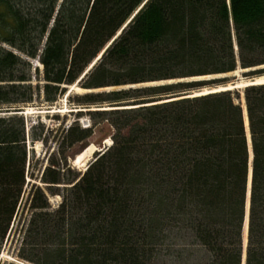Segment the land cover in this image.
<instances>
[{
	"label": "trees",
	"instance_id": "16d2710c",
	"mask_svg": "<svg viewBox=\"0 0 264 264\" xmlns=\"http://www.w3.org/2000/svg\"><path fill=\"white\" fill-rule=\"evenodd\" d=\"M35 59L41 87L31 83ZM238 65H264V0H0V106L11 113L0 116V251L26 183L27 120L19 112L40 91L50 104L76 83L87 90L124 87L228 74ZM220 82L177 81L78 98L86 108L133 99L130 106L138 107L90 114L116 132L85 174L66 178L56 160L44 170L51 194L55 186H72L54 210L36 189L19 258L264 264V83L245 87L243 95L190 94ZM167 95L177 99L155 104L153 98ZM93 134L75 123L64 140L87 145ZM39 138L32 131V140Z\"/></svg>",
	"mask_w": 264,
	"mask_h": 264
},
{
	"label": "rangeland",
	"instance_id": "374dc122",
	"mask_svg": "<svg viewBox=\"0 0 264 264\" xmlns=\"http://www.w3.org/2000/svg\"><path fill=\"white\" fill-rule=\"evenodd\" d=\"M4 48L9 49L11 51H14L15 53L19 55L21 54L19 51H17L15 48L2 44ZM24 56V55H23ZM238 59V58H237ZM35 61V63H34ZM37 59L32 60V80L31 83L34 87H37L38 84L41 87V85L44 83L42 78V72L36 74L35 69L37 68L35 65H39V63L36 62ZM238 64H240V61L238 60ZM237 69H240V65H238ZM264 69V68H263ZM252 67L249 72L245 71L240 74V76H235L234 73L226 74L228 76H220L219 78L215 74H209L207 76H203L206 78L202 79H195L191 80V78L188 79H177L174 80V84L177 83V81H184L187 82H206V83H214L218 80L222 81L220 83H215V85H211L213 88H224L231 90H236L242 93L243 95V89L236 88L238 81H248L252 80L257 77H263L264 76V70ZM263 71V72H261ZM234 72V71H232ZM214 76V77H213ZM216 76V77H215ZM239 78V79H238ZM245 79V80H242ZM161 82V83H160ZM166 82V81H164ZM156 83V84H151ZM172 83H162V81H155V82H145V83H139L137 84V87L135 88H145V87H156L159 85H167ZM76 87L85 89L83 87H80V85L77 83L75 84ZM128 86V85H126ZM122 86H113V87H105L103 89H92L94 93H101L103 91L110 92L113 90H124L128 89L129 87ZM133 86V85H130ZM209 85H205L201 88H206ZM219 86V87H217ZM71 88V87H70ZM69 88V89H70ZM108 88V89H107ZM68 89L66 94L61 95L58 98V101L55 103H48L45 101L43 92L40 91L37 95H35V98L33 99V102L30 104H27L23 111L24 116L27 120V131L28 132V140H27V149H28V162H27V168H26V183L24 185L22 194L20 196V201L17 207V211L15 214V217L13 219V222L11 223L10 230L3 242L2 249L0 251V264H33L27 260L21 259L18 256L19 250L21 248L22 238L24 236V232L26 229V226L28 224V221L30 219V216L32 214V210L30 208L31 201L33 194L35 193L37 188H41L45 191L46 196H48L49 206L51 207V210L57 209L59 207V204L63 200V196L61 193L66 187L72 186L71 184H64L59 185V187L55 186L53 187L55 193L51 194V192L47 189V186L43 180V172L44 170L51 165L52 160L58 161L60 164V168L65 171V177L68 178L70 176H74V174L79 173L81 175L85 174L86 169L95 162L97 158V154H103L106 149H108L111 145H113V135H115L116 128H114L109 121H106L105 119L102 120L101 118H97V120H94L91 118L90 114L96 113V111L104 110H114V109H125L129 108L130 104H134L132 102H135L134 99L131 101H125L122 103V106H109L108 104L103 105H93L90 106V108H86L83 105H78L77 99L81 96L85 95L86 93L90 92H77L75 89H72L71 91ZM68 92L69 95H68ZM195 92H199L195 90ZM193 93V92H192ZM179 95H183L184 93H178ZM199 94V93H197ZM169 96H175V95H167L166 97L157 96L155 101L156 103H159V100H169ZM185 96V95H184ZM148 99V98H147ZM143 100V99H141ZM154 101V100H153ZM242 102H245L242 98ZM154 103V102H151ZM150 104V103H146ZM143 105V104H142ZM129 106V107H125ZM117 107H125V108H117ZM138 107V106H137ZM5 106H0V116L7 115L10 112H7L4 109ZM13 113V112H12ZM26 114V115H25ZM77 123L81 128H92L94 130V134L91 136V138L88 139L87 145L86 143H77L73 145V147H69L67 141L64 140V136L66 134V131L69 127L72 126V124ZM246 123V119H245ZM88 125V126H87ZM248 125V127H247ZM33 128V129H32ZM41 128L44 129V133H41ZM249 130V122L246 123V133ZM32 131L34 133H37V135H40V138L37 139V141L32 140ZM107 141V142H106ZM112 144L108 146L110 143ZM95 145L98 150L93 155V159L90 161V163L87 165L85 171H83L82 168H78L73 166L74 165V159L75 157L84 152V149L88 146ZM63 156L67 157V160H61ZM58 189V190H57ZM59 191V192H58ZM167 263H171L168 261Z\"/></svg>",
	"mask_w": 264,
	"mask_h": 264
},
{
	"label": "bare ground",
	"instance_id": "6f19581e",
	"mask_svg": "<svg viewBox=\"0 0 264 264\" xmlns=\"http://www.w3.org/2000/svg\"><path fill=\"white\" fill-rule=\"evenodd\" d=\"M135 15V14H134ZM133 15V16H134ZM132 16V17H133ZM132 21V18L129 20V22L121 29V31H119V33H118V35L115 37V38H117L119 35H121V33H122V30L130 23ZM112 42V41H111ZM111 45V44H110ZM106 49V48H105ZM103 51H105V50H103ZM103 51L101 52V53H103ZM100 57H101V55H100ZM99 57V58H100ZM99 58H97L94 62H92L91 63V67H89L88 69H87V71H89V70H91V68L94 66V64H95V62L99 59ZM37 63H39L38 62V60L36 61ZM34 63H35V61H34ZM36 67L38 66V67H41V64L39 63V65L37 64V65H35ZM264 67V65H262V66H260V67H257V68H263ZM42 68V67H41ZM247 70H251V69H237V70H235L234 72H231V74L232 73H234L235 74V76L237 75V76H240V74L242 73V72H245V71H247ZM228 74H230V73H228ZM230 74V75H231ZM220 76H228V75H226V74H220V75H217V77L219 78ZM214 77V76H213ZM216 77V76H215ZM202 78H206V77H203V76H199V77H196V78H191V80L193 79V80H199V79H202ZM239 79V78H238ZM242 80H245V79H242ZM180 81V80H179ZM184 81H186V80H184ZM173 82H175L174 80H167L166 82H164V81H162V83H173ZM161 83V82H160ZM264 83V76L263 77H257V78H254V79H252V80H246V81H238V85H237V87L236 88H239V89H242V88H244V87H248V86H253V85H261V84H263ZM151 84H156V83H151ZM126 86V85H125ZM135 86L137 87V84H135V85H133V86H130V85H128V86H126V87H129V88H135ZM232 86V85H231ZM231 86H230V88H231ZM71 87V88H70ZM69 90L71 91L72 89H75L77 92H79V91H81L82 90V92H90V91H92V90H87V89H80V88H78V87H76V85L75 84H73V85H70L69 86ZM229 88V89H230ZM108 89V88H107ZM69 93L70 92H68V95H69ZM125 107H129V106H125ZM125 107H117V108H125ZM137 107V105H135V106H130L129 108H136ZM23 113H25V112H23ZM26 115V114H25ZM245 119H246V123L248 122V120H247V116L245 117ZM88 126V125H87ZM247 127H248V125H247ZM247 137H248V143H249V141L251 140V135H250V133H249V130H248V132H247ZM107 142V141H106ZM112 144V142L108 145V146H110ZM97 150H98V148L94 145H91V146H88L87 148H85L84 149V152L83 153H80V154H78L76 157H75V159H74V165L73 166H75V167H78V168H82L83 169V171H85V169H86V167H87V165L90 163V161L93 159L92 157H93V155L95 154V152H97ZM249 155H250V158H249V165H250V167L252 166L251 165V162H252V158H253V154H252V152H249ZM251 169V168H250ZM250 172H251V170H250ZM249 176H250V174H249ZM250 181H251V176H250V178H249V183H248V187H249V185H250ZM244 229H245V235L247 234V232H248V230H247V226L246 227H244Z\"/></svg>",
	"mask_w": 264,
	"mask_h": 264
},
{
	"label": "water",
	"instance_id": "95a60500",
	"mask_svg": "<svg viewBox=\"0 0 264 264\" xmlns=\"http://www.w3.org/2000/svg\"><path fill=\"white\" fill-rule=\"evenodd\" d=\"M101 58V57H100ZM99 58V59H100ZM247 72H249V71H247ZM213 86L215 85V84H212ZM217 87H219V86H217ZM228 90H230V89H224V88H221V87H219V88H213V87H211V85L210 86H207L206 88H200L198 91L199 92H197V93H199V94H197L196 92H194V94L196 95V96H199V95H208V94H210V93H218V92H221V91H228ZM169 100H167V101H171L172 99H174V98H176L175 96H169ZM166 100H159L158 102L159 103H165V102H167ZM251 152V151H250ZM247 208H248V204H247ZM249 209V208H248Z\"/></svg>",
	"mask_w": 264,
	"mask_h": 264
}]
</instances>
